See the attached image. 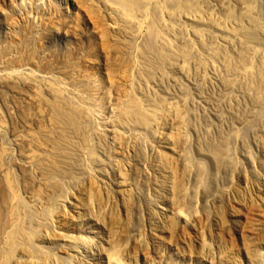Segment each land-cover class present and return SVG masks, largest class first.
Listing matches in <instances>:
<instances>
[{
	"label": "rangeland",
	"instance_id": "374dc122",
	"mask_svg": "<svg viewBox=\"0 0 264 264\" xmlns=\"http://www.w3.org/2000/svg\"><path fill=\"white\" fill-rule=\"evenodd\" d=\"M0 264H264V0H0Z\"/></svg>",
	"mask_w": 264,
	"mask_h": 264
}]
</instances>
